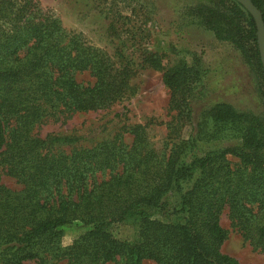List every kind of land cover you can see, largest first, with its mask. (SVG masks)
<instances>
[{
  "label": "trees",
  "instance_id": "1",
  "mask_svg": "<svg viewBox=\"0 0 264 264\" xmlns=\"http://www.w3.org/2000/svg\"><path fill=\"white\" fill-rule=\"evenodd\" d=\"M250 1L264 22V0ZM204 4L192 12L264 81L252 16L235 0ZM196 65L180 62L163 74L181 122L192 116ZM83 72L93 84L77 82ZM127 75L37 0H0V169L20 186L0 185V264H241L221 251L225 206L242 236L264 250L263 119L215 104L199 116L195 136L168 151L141 125L130 129L131 144L116 136L68 154L32 134L47 119L118 102ZM200 141L237 143L193 156ZM73 223L89 229L50 261L61 228ZM118 225L133 227L134 238H116Z\"/></svg>",
  "mask_w": 264,
  "mask_h": 264
},
{
  "label": "rangeland",
  "instance_id": "2",
  "mask_svg": "<svg viewBox=\"0 0 264 264\" xmlns=\"http://www.w3.org/2000/svg\"><path fill=\"white\" fill-rule=\"evenodd\" d=\"M41 8L57 17L71 35L81 36L89 45L106 52L115 66L126 70L127 88L121 100L105 109L77 112L68 118L47 119L32 134L45 140L52 151L71 153L113 140L116 136L131 144L130 129L146 126L148 139L157 149L195 136L201 113L215 104L225 103L234 110L264 120V81L231 42L218 39L192 12L206 0H37ZM180 62L196 64L200 80L191 100L192 116L179 121L171 105V92L163 74ZM82 85L94 83L83 72L76 75ZM237 142H197L193 156ZM233 167L239 160L228 155ZM0 185L12 190L20 186L0 169ZM256 211V208H254ZM227 238L221 251L241 264H264V250L251 245L232 224L229 208L219 215ZM89 228L73 223L61 228L58 248L48 257L64 252ZM118 239H133L129 225L113 227ZM64 261L58 264H64ZM107 264H124L121 261ZM143 264H153L144 261Z\"/></svg>",
  "mask_w": 264,
  "mask_h": 264
},
{
  "label": "water",
  "instance_id": "3",
  "mask_svg": "<svg viewBox=\"0 0 264 264\" xmlns=\"http://www.w3.org/2000/svg\"><path fill=\"white\" fill-rule=\"evenodd\" d=\"M252 16L257 30V47L259 57L264 71V22L260 11L250 0H235Z\"/></svg>",
  "mask_w": 264,
  "mask_h": 264
}]
</instances>
